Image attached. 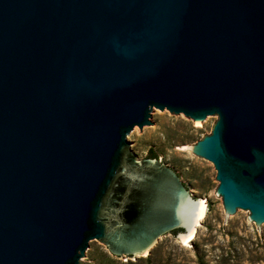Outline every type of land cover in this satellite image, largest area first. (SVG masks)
Segmentation results:
<instances>
[{
	"label": "water",
	"instance_id": "95a60500",
	"mask_svg": "<svg viewBox=\"0 0 264 264\" xmlns=\"http://www.w3.org/2000/svg\"><path fill=\"white\" fill-rule=\"evenodd\" d=\"M159 111L216 121L189 148L264 232V0H0V264L197 235L204 203L132 142Z\"/></svg>",
	"mask_w": 264,
	"mask_h": 264
},
{
	"label": "rangeland",
	"instance_id": "374dc122",
	"mask_svg": "<svg viewBox=\"0 0 264 264\" xmlns=\"http://www.w3.org/2000/svg\"><path fill=\"white\" fill-rule=\"evenodd\" d=\"M216 122V121H215ZM214 123L202 126L190 117L179 119L159 111V128L148 133L139 129L134 140L141 158L151 151L177 169L189 190L207 204L204 221L194 238L184 243L175 235L164 241L157 257L119 260L97 241L87 262L91 264H264V232L244 211L231 223L223 198L217 194L219 181L214 164L195 154L190 145L212 132ZM186 146V147H185Z\"/></svg>",
	"mask_w": 264,
	"mask_h": 264
},
{
	"label": "bare ground",
	"instance_id": "6f19581e",
	"mask_svg": "<svg viewBox=\"0 0 264 264\" xmlns=\"http://www.w3.org/2000/svg\"><path fill=\"white\" fill-rule=\"evenodd\" d=\"M200 200L204 203V217H205L206 210H207L206 200L205 199H200ZM194 236H195V234H193L190 231H188L186 234L182 235V240H183L184 243L187 244L194 238Z\"/></svg>",
	"mask_w": 264,
	"mask_h": 264
},
{
	"label": "trees",
	"instance_id": "16d2710c",
	"mask_svg": "<svg viewBox=\"0 0 264 264\" xmlns=\"http://www.w3.org/2000/svg\"><path fill=\"white\" fill-rule=\"evenodd\" d=\"M149 157H157V154H155L153 151L150 152Z\"/></svg>",
	"mask_w": 264,
	"mask_h": 264
},
{
	"label": "flooded vegetation",
	"instance_id": "af4514ba",
	"mask_svg": "<svg viewBox=\"0 0 264 264\" xmlns=\"http://www.w3.org/2000/svg\"><path fill=\"white\" fill-rule=\"evenodd\" d=\"M173 232H177V231H173Z\"/></svg>",
	"mask_w": 264,
	"mask_h": 264
}]
</instances>
